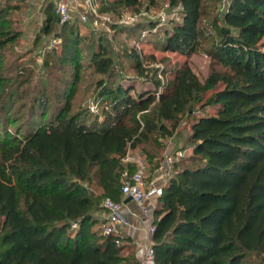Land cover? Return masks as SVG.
<instances>
[{
    "label": "trees",
    "instance_id": "1",
    "mask_svg": "<svg viewBox=\"0 0 264 264\" xmlns=\"http://www.w3.org/2000/svg\"><path fill=\"white\" fill-rule=\"evenodd\" d=\"M206 1L168 0L175 18L131 25L156 33L155 45L165 50L208 55L203 79L184 61L170 84L161 83L144 73L143 55L134 49L139 77L154 86L134 94L100 46L90 60L103 75L96 112L72 111L73 86L51 108L41 82L31 116L15 129L8 125L13 104L30 76L24 67L5 73L3 50L19 33L7 17L13 6H0V264H140L130 236L103 232L100 198L121 201V186L136 167L124 162L127 150L154 134L169 136L185 114L193 119L190 152L176 157L157 197L154 264H251L250 254L264 263V0H226L207 26ZM120 4L138 8L141 0H115L108 8ZM45 14V31L60 24L58 60L73 62L77 81L73 17L58 22L55 0ZM208 91L200 106L209 109L194 115L193 103ZM157 145L145 152L148 176L161 159Z\"/></svg>",
    "mask_w": 264,
    "mask_h": 264
},
{
    "label": "rangeland",
    "instance_id": "2",
    "mask_svg": "<svg viewBox=\"0 0 264 264\" xmlns=\"http://www.w3.org/2000/svg\"><path fill=\"white\" fill-rule=\"evenodd\" d=\"M114 1L95 0L97 14H89L88 20L85 21H81L78 14L74 13L71 21H73L74 37L79 51V78L74 81L73 62L61 65L58 60V53L63 50L64 43L58 36L60 24H52L48 31L43 28L46 17L45 7L48 4L53 6L54 0H0V6H13L7 17L10 26L19 33L15 41L3 50L2 61L6 66L5 73L15 74L24 67L30 76V82L23 85L24 96L16 99L13 104L14 111L11 117L14 120L12 124L8 123L11 129L21 128L25 125L26 119L31 116L34 109L30 106V102L37 95L35 87L41 82L47 84L48 105L51 108L56 102H60L59 92H63L64 87L73 86L72 111L96 112L98 109L96 81L103 75L94 69L90 60L92 54L98 51L100 46L107 55L112 57L113 68L118 73L116 78L118 79L119 75L126 77L123 80L124 84L132 86L131 93L134 94L141 89L154 88L149 79L139 77L135 67V57L132 55L134 49L143 55V63L147 66L144 73H148L153 78L157 77L161 83L170 84L174 70L184 61L189 64L198 78L203 79L207 75L210 57L204 52L195 51L185 55L165 50L160 45H155L156 33H148L146 29L140 27H131L137 20L175 18L176 9L168 4V0H141L138 8L124 7L121 4L115 8H108ZM225 2L226 0H220L215 4L214 1L207 0L202 23L209 25L213 14L221 10ZM63 35L67 36L65 30ZM261 47L264 48V37L261 39ZM48 59L52 63H47ZM158 89H161V86ZM209 92L201 94V99L193 103L194 115L204 109H209V107L201 108L200 106ZM192 120V116L185 114L169 136L162 138L154 134L153 139L142 142L135 148H129L124 162L134 161L136 163L138 160H143L147 165L145 152L157 149V144L163 147L162 155L167 149L175 156L181 155L178 151L189 154L188 135ZM149 178L147 170L145 180ZM90 188L95 193L101 192V189L94 184H91ZM102 199L103 197L100 198V205ZM101 212L102 214L105 212L103 207ZM248 261L251 264H264L254 254L248 256Z\"/></svg>",
    "mask_w": 264,
    "mask_h": 264
},
{
    "label": "built area",
    "instance_id": "3",
    "mask_svg": "<svg viewBox=\"0 0 264 264\" xmlns=\"http://www.w3.org/2000/svg\"><path fill=\"white\" fill-rule=\"evenodd\" d=\"M94 1L95 0H55V12L61 23L70 20L74 16V13H77L80 19L85 21L88 19V14H97ZM178 153L183 154L180 151H178ZM176 157L177 156L168 149L165 150L161 156L160 164L156 168L158 173L157 177L150 178L148 181L145 180L147 165L143 160H138L135 170L121 186L123 196H128L130 200L137 205L143 204V202L150 197H158L167 177L173 171ZM101 205L105 211L103 214L105 220L101 225L103 232L116 234L126 233L129 235L133 228L130 219V209L121 201L113 200L107 196L103 197ZM153 229L154 226L151 221L147 227L150 239L147 243L137 248L136 257L140 264H154V248L152 245ZM122 230H124V233Z\"/></svg>",
    "mask_w": 264,
    "mask_h": 264
},
{
    "label": "crops",
    "instance_id": "4",
    "mask_svg": "<svg viewBox=\"0 0 264 264\" xmlns=\"http://www.w3.org/2000/svg\"><path fill=\"white\" fill-rule=\"evenodd\" d=\"M157 175L158 173L155 169L150 175V178H155ZM121 202L131 211L130 219L133 228L131 229L129 235L126 233H124V235H128L132 238V242L134 243V251L136 254L138 246L147 243L150 239V235L147 232V227L153 219V212L157 203V197H150L146 199L141 205H137L131 201L128 196H123ZM123 231L124 230H122V232Z\"/></svg>",
    "mask_w": 264,
    "mask_h": 264
}]
</instances>
